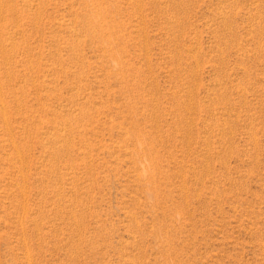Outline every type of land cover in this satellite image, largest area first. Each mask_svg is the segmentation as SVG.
<instances>
[{
    "label": "rangeland",
    "instance_id": "1",
    "mask_svg": "<svg viewBox=\"0 0 264 264\" xmlns=\"http://www.w3.org/2000/svg\"><path fill=\"white\" fill-rule=\"evenodd\" d=\"M0 264H264V0H0Z\"/></svg>",
    "mask_w": 264,
    "mask_h": 264
}]
</instances>
